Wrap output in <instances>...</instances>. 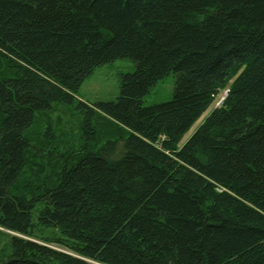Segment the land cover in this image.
I'll use <instances>...</instances> for the list:
<instances>
[{
	"label": "trees",
	"instance_id": "trees-1",
	"mask_svg": "<svg viewBox=\"0 0 264 264\" xmlns=\"http://www.w3.org/2000/svg\"><path fill=\"white\" fill-rule=\"evenodd\" d=\"M119 58L117 99H80ZM0 245V264H264V0H0Z\"/></svg>",
	"mask_w": 264,
	"mask_h": 264
},
{
	"label": "rangeland",
	"instance_id": "rangeland-1",
	"mask_svg": "<svg viewBox=\"0 0 264 264\" xmlns=\"http://www.w3.org/2000/svg\"><path fill=\"white\" fill-rule=\"evenodd\" d=\"M135 69L136 64L130 58H119L114 61L98 65L82 83V86L80 87V90L78 92V96L80 99L87 103H95L98 101H114L120 94L121 74L133 72ZM174 85L175 76L174 73L171 72L152 86L150 92L144 98V104L152 105L170 100L173 96ZM224 94L225 91L220 93V95L216 98L215 102L210 106V108L184 135L180 142V145H183L187 141V139L194 133L199 123L204 119L206 115L210 113V111L215 106L219 104ZM55 114L56 112L51 116L54 117ZM67 125L69 126V124ZM74 128L76 132L75 134L77 135V133L79 132V128L76 129L75 126Z\"/></svg>",
	"mask_w": 264,
	"mask_h": 264
}]
</instances>
